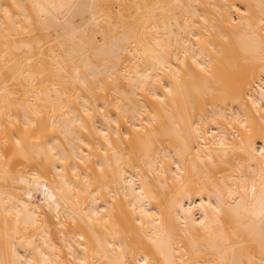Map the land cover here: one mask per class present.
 <instances>
[{
	"label": "bare ground",
	"instance_id": "bare-ground-1",
	"mask_svg": "<svg viewBox=\"0 0 264 264\" xmlns=\"http://www.w3.org/2000/svg\"><path fill=\"white\" fill-rule=\"evenodd\" d=\"M264 0H0V264H264Z\"/></svg>",
	"mask_w": 264,
	"mask_h": 264
},
{
	"label": "snow or ice",
	"instance_id": "snow-or-ice-1",
	"mask_svg": "<svg viewBox=\"0 0 264 264\" xmlns=\"http://www.w3.org/2000/svg\"><path fill=\"white\" fill-rule=\"evenodd\" d=\"M262 138H264V137H262ZM260 150H261L262 153H264V148H261Z\"/></svg>",
	"mask_w": 264,
	"mask_h": 264
}]
</instances>
